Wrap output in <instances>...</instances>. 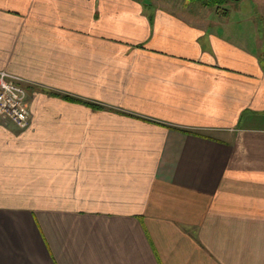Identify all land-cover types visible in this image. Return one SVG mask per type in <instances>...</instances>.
Segmentation results:
<instances>
[{
	"label": "crops",
	"instance_id": "obj_1",
	"mask_svg": "<svg viewBox=\"0 0 264 264\" xmlns=\"http://www.w3.org/2000/svg\"><path fill=\"white\" fill-rule=\"evenodd\" d=\"M182 1L0 0V264H264V0Z\"/></svg>",
	"mask_w": 264,
	"mask_h": 264
},
{
	"label": "built area",
	"instance_id": "obj_2",
	"mask_svg": "<svg viewBox=\"0 0 264 264\" xmlns=\"http://www.w3.org/2000/svg\"><path fill=\"white\" fill-rule=\"evenodd\" d=\"M21 77L0 71V121L26 128L31 118V93Z\"/></svg>",
	"mask_w": 264,
	"mask_h": 264
},
{
	"label": "trees",
	"instance_id": "obj_3",
	"mask_svg": "<svg viewBox=\"0 0 264 264\" xmlns=\"http://www.w3.org/2000/svg\"><path fill=\"white\" fill-rule=\"evenodd\" d=\"M189 1H199V0H189ZM201 1H204L211 6H217V7H220L228 2V0H201Z\"/></svg>",
	"mask_w": 264,
	"mask_h": 264
},
{
	"label": "rangeland",
	"instance_id": "obj_4",
	"mask_svg": "<svg viewBox=\"0 0 264 264\" xmlns=\"http://www.w3.org/2000/svg\"><path fill=\"white\" fill-rule=\"evenodd\" d=\"M143 2L145 1V2H150L151 0H142ZM154 2H156V1H158V2H160V3H163V2H161V1H164V2H169V4L172 2V3H175V2H177V1H179V0H153ZM184 1V0H183ZM182 1V2H183ZM187 1V0H186ZM200 1V0H199ZM196 4H198V3H196ZM170 6H173V7H176V6H174L173 4H170ZM225 6V5H224ZM218 8H221V7H218ZM196 9V7L193 9V10H195ZM224 15V14H223ZM205 17H206V15H204ZM24 81V80H23ZM24 85H26L27 86V84H24ZM28 90H29V88H28ZM29 92L31 93V95H32V91H30L29 90ZM31 97L29 98V100L31 101ZM9 123H11V122H9ZM13 124V123H12Z\"/></svg>",
	"mask_w": 264,
	"mask_h": 264
}]
</instances>
